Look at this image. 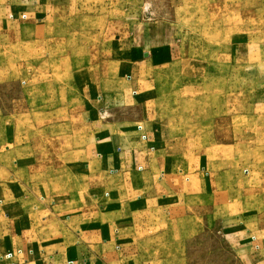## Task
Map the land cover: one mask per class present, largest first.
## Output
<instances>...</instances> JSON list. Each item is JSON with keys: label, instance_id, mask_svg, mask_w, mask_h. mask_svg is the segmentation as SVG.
I'll use <instances>...</instances> for the list:
<instances>
[{"label": "crops", "instance_id": "0c3cea01", "mask_svg": "<svg viewBox=\"0 0 264 264\" xmlns=\"http://www.w3.org/2000/svg\"><path fill=\"white\" fill-rule=\"evenodd\" d=\"M61 1L0 0V40L37 37ZM131 33L111 41L109 57L92 63L93 78L76 86L77 128L87 127L88 144L78 137L62 173L50 175L61 191L31 180L37 156L0 108V264H180L166 257L164 236L180 243L192 225L209 231L213 220L237 263L264 264V171L234 161L229 147L239 141L192 162L167 146L155 70L173 66L175 54L167 40Z\"/></svg>", "mask_w": 264, "mask_h": 264}, {"label": "rangeland", "instance_id": "374dc122", "mask_svg": "<svg viewBox=\"0 0 264 264\" xmlns=\"http://www.w3.org/2000/svg\"><path fill=\"white\" fill-rule=\"evenodd\" d=\"M57 6L37 37L0 40V108L17 142L37 156L31 180L40 189L61 191L62 182L47 183L50 175L62 173L64 152L79 146L78 137L88 144L87 127L77 128L76 86L93 78L92 63L109 57V43L130 32L149 33L153 43L167 40L175 54L173 66L155 70L166 78L156 82L155 102L167 146L181 147L192 162L203 149L239 141L229 147L234 161L264 171V0H62ZM81 67L84 72L75 71ZM77 73L82 78L75 80ZM208 226L192 225L180 243L167 232L166 257L239 264L217 222Z\"/></svg>", "mask_w": 264, "mask_h": 264}, {"label": "built area", "instance_id": "2783aa9c", "mask_svg": "<svg viewBox=\"0 0 264 264\" xmlns=\"http://www.w3.org/2000/svg\"><path fill=\"white\" fill-rule=\"evenodd\" d=\"M142 138H146V136H145V135H143V136H142Z\"/></svg>", "mask_w": 264, "mask_h": 264}]
</instances>
